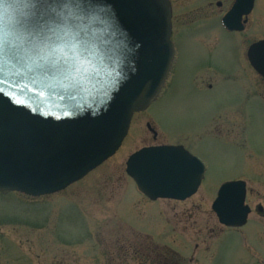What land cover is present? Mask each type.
<instances>
[{
	"label": "rangeland",
	"instance_id": "374dc122",
	"mask_svg": "<svg viewBox=\"0 0 264 264\" xmlns=\"http://www.w3.org/2000/svg\"><path fill=\"white\" fill-rule=\"evenodd\" d=\"M204 23L185 28L206 35L194 36L206 46L203 61L181 52L115 155L54 194L0 192V264H264V217L255 212L264 208V83L245 57L246 43L264 37V0H255L245 34ZM179 142L206 166L200 189L184 201H148L125 161L144 145ZM236 178L252 212L244 226L224 228L211 203Z\"/></svg>",
	"mask_w": 264,
	"mask_h": 264
},
{
	"label": "water",
	"instance_id": "95a60500",
	"mask_svg": "<svg viewBox=\"0 0 264 264\" xmlns=\"http://www.w3.org/2000/svg\"><path fill=\"white\" fill-rule=\"evenodd\" d=\"M253 0H235L223 18L228 30ZM80 23L96 55L89 71L56 70L48 50L13 62L0 54V192L39 197L59 192L115 154L132 115L158 96L174 50L166 0H93ZM26 12L22 0H0V43L22 38L12 25ZM264 78V39L248 48ZM203 163L182 146L144 147L126 161V173L150 200H185L196 192ZM245 182H224L212 203L219 223L239 227L250 208Z\"/></svg>",
	"mask_w": 264,
	"mask_h": 264
},
{
	"label": "snow or ice",
	"instance_id": "6c2138e0",
	"mask_svg": "<svg viewBox=\"0 0 264 264\" xmlns=\"http://www.w3.org/2000/svg\"><path fill=\"white\" fill-rule=\"evenodd\" d=\"M22 2L26 12L12 28L24 35L0 43V54L13 62H20L44 47L57 71L69 76L87 73L96 53L90 33L80 21L89 14V5L93 0Z\"/></svg>",
	"mask_w": 264,
	"mask_h": 264
},
{
	"label": "flooded vegetation",
	"instance_id": "af4514ba",
	"mask_svg": "<svg viewBox=\"0 0 264 264\" xmlns=\"http://www.w3.org/2000/svg\"><path fill=\"white\" fill-rule=\"evenodd\" d=\"M167 1L170 5V15H171V17H170V22H171L170 40H171L173 48H174V57H173L172 65L170 68V73H169L166 81L164 82L163 88L161 89L158 97L160 96L161 92L164 90V88L166 87L168 82L171 80L172 75H173L175 68L177 66V60L180 58V54L182 51L188 52V51L193 50L194 52L199 53L198 61L199 60L201 62L203 61V57H204L203 52H204V49L206 46L204 44V41H200V42L196 41L194 39V36H197V35L200 36L201 35V36H204L206 38V35L202 34V33L196 34V33L191 32V31L187 32L186 31L187 29H185L187 26L189 27L191 25L198 24V23H201L203 21L205 22L204 24H209V25L216 24V22H217V25H218V27H220L221 32L224 31L227 33H235V34L242 35V34H245L246 30H248V28L251 26L250 25V16L252 14V11H254V7H255V0H253V4H252V7H251V10L249 11V13L246 15H242L240 17L239 26L241 27V29H239V30H228V29H226L225 25L223 24V18L227 14V12L230 10V8L232 7L235 0H184L185 2H183V4H181V5L180 4L176 5L175 0H167ZM180 11H182V12H180ZM183 25H186V26L183 27ZM260 39H264V37L253 40V41L249 42V44L246 43L245 57H246V60H247L249 65H250V61L247 57V50L250 47V45H252L253 43L257 42ZM206 62H207V58L205 59L204 63H206ZM203 64H200V66H202ZM206 67L207 66H205L204 68L206 69ZM204 68H202V69H204ZM208 68H210V67H208ZM251 68H252V66H251ZM205 69L203 70L204 72H205ZM253 71L256 73V71L254 69H253ZM256 75L264 83V79L261 76H259L257 73H256ZM207 87H209V88L212 87V84L211 83L207 84ZM148 124L149 123H146V127L151 132L153 138H155L156 135L152 132V130H154V129L153 128L150 129L148 127ZM158 145H160V144H158ZM171 145H175V146L182 145L187 151H189L191 154H193L191 152L189 146H187L186 144L179 142V143H173ZM145 146H151V145H144L142 147H145ZM142 147H140V148H142ZM140 148H138V149H140ZM138 149H136V150H138ZM136 150H134V151H136ZM193 155H195V154H193ZM199 159L201 160V158H199ZM205 168H206V166H205ZM204 174H205V172H204ZM238 179H241V178H236L234 180H238ZM246 194H247V189H246ZM255 212H257V214L259 216L264 217V208L260 204H257L255 206Z\"/></svg>",
	"mask_w": 264,
	"mask_h": 264
}]
</instances>
